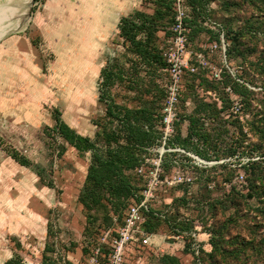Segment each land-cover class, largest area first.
Returning <instances> with one entry per match:
<instances>
[{
  "label": "rangeland",
  "instance_id": "374dc122",
  "mask_svg": "<svg viewBox=\"0 0 264 264\" xmlns=\"http://www.w3.org/2000/svg\"><path fill=\"white\" fill-rule=\"evenodd\" d=\"M94 1L0 0V264L10 257L20 258L26 264H42L48 241L55 249L49 255H64L75 264H88L89 237L105 219L93 223L79 202L90 154L79 153L53 132V111L58 108L69 125L94 137L99 130L94 120L105 115V105L98 101L101 68L109 60L125 61L126 49L117 27L119 14L97 9ZM139 1L142 10L153 13L155 0ZM225 1L211 0L209 17L213 24L228 22L240 29L246 27L248 19L255 23L256 33L243 37L245 58L239 55L228 58L219 46L212 51L211 45L219 42L206 32L190 36L189 48L194 52L204 50L211 64L217 67L226 69L227 63L234 71L232 77H239L252 90L249 106L234 89L233 94L226 91L231 104L222 112L223 119H227L228 113L233 115L232 97H238L241 112L235 120L230 117L217 127L228 142L244 134L248 148L260 146L257 127L260 119L261 127L264 126V75L256 70L255 64L264 54V14L248 5L227 8ZM13 7L16 9L7 10ZM188 7L191 15L189 4ZM165 35L166 30H160L158 44L165 46ZM227 46L226 43V49ZM141 69L146 68L141 66ZM165 71L155 72L158 85V88L152 86L155 95L166 96L169 74ZM199 71L210 77L207 69L199 68ZM194 75L184 76L178 111H191L197 95L217 101L221 107L219 97L225 94L223 90L200 82L205 76ZM143 89L131 90L127 84H121L113 88V93L117 101L138 106L142 98L151 97L143 94ZM187 125V119L179 125L182 133L186 132ZM62 146L66 151L60 157L57 153ZM10 147L27 156L33 165H39L44 179H40L34 166H24L14 160L6 151ZM262 157L255 151L252 158ZM248 159L247 155L239 154L219 160L201 159L209 170L210 180L205 186L196 179L195 163L187 159L181 171L193 181L172 187L160 184L151 205L154 212L164 213L168 219L161 218L151 243L137 254L148 264H159L158 257L165 253L178 255L182 264H201L193 248L185 252L186 245L196 243L199 249L210 251V229L223 226L227 241L244 239L248 243L247 250L239 257L227 253L226 264H239L238 259L247 264H264L261 203L264 194H260L261 199L241 197L250 188L241 167ZM229 161L237 168L228 180V170L214 166ZM165 174L171 175L173 170ZM232 187L241 193L234 200L228 194ZM261 187L263 190L264 180ZM209 197L224 204L217 202V208L208 211L203 204ZM182 221L194 226L192 235L178 232ZM50 224L53 225L51 236L48 235ZM129 253L132 260L134 251Z\"/></svg>",
  "mask_w": 264,
  "mask_h": 264
},
{
  "label": "trees",
  "instance_id": "16d2710c",
  "mask_svg": "<svg viewBox=\"0 0 264 264\" xmlns=\"http://www.w3.org/2000/svg\"><path fill=\"white\" fill-rule=\"evenodd\" d=\"M154 2L156 7L153 13L135 10L130 15L123 16L120 19L118 28L126 49L125 61L123 63L115 61L114 63L109 60L101 69L98 100L105 105V115L94 120V124L99 127L95 136L91 137L79 133L63 119L62 112L58 108L53 111L54 136L61 137L79 153L90 154L85 184L79 194V202L83 205L90 221L93 223L105 218L102 222L100 221V228L89 237L86 246L87 259L92 248L98 244L102 233L110 227L117 228L122 224L128 208L140 200L141 192L145 186V176L140 175L137 169L144 162L145 156L149 154V149L157 144L161 136V119L165 95H155V88L152 86L158 88L155 83L156 70L164 71L166 67L163 56L166 44L165 46L158 44V33L160 30H166V39L172 34L171 27L174 22L175 6L173 0H155ZM187 2L191 9V15L189 14L188 19L189 37L200 32H206L211 35L213 40L221 43L220 35L223 31L225 42L228 45L226 49L227 57L232 58L239 55L245 58L246 50L243 48V37L245 34L256 33L254 31L256 28L254 21L248 19L246 27L240 29H235L228 22L220 23L221 25L215 24V28H211L206 24V21L211 20V17H209L211 0H187ZM224 5L227 8L248 5L264 14V0H227ZM126 64H129V66H126ZM141 66H145L146 69H141ZM255 68L264 75V54L259 57ZM208 72L211 78L208 75L207 77L211 80L206 75L201 74L199 70L191 73V75L197 73L196 77L205 76L200 79V82H207L211 87L223 90L225 94L219 97L222 103L221 107L218 106L217 101H210L197 95L191 111L188 113L178 111L176 135L171 144H177L207 161L231 158L237 154L240 156L247 155L249 159L241 167L244 169L246 180L250 185L249 191L242 195L236 187H232L228 194L231 196L230 200L238 198L237 195L239 194L243 198L251 199L258 196L261 199L260 194H264V189L261 190L264 180V157L260 159L252 158L255 151L264 156V126L261 127V119L257 127L261 136L260 146L253 145L248 148V145L244 144L246 136L243 134L242 127L240 133L243 136H236L230 142L225 140L220 128L217 127V124L230 120L228 118L231 117L235 120L239 116L228 113L227 119H223L221 115L231 104L226 94V87L231 86L236 93L242 95L245 104H248V106V99L252 94V90L245 83L232 77L227 69H224L221 80L214 79L211 72L209 70ZM184 80L183 78V82ZM121 84H127L131 90L144 88L143 94H150L151 97L142 98L138 106L119 102L113 93V88ZM182 84L184 87V83ZM185 119L188 120V125L186 132L182 133L179 125ZM236 121L240 122L239 119ZM6 151L21 165L34 166L40 179H44L43 169L39 165H33L27 156L11 147L6 148ZM65 151V147L62 146L57 155L61 157ZM175 155V153L166 155L164 160L165 172L173 169L171 160ZM188 159L190 158L188 157ZM233 164L230 161L223 162L214 166V168L228 170L226 178L229 180L234 176L235 168H237V166L232 167ZM193 166L197 172L196 179L202 186L207 185L210 180L207 174L209 170L204 165L193 164ZM179 185H187V183H180L177 186ZM217 202L224 204L222 201H216V199L209 197L206 203L203 204V208L208 211L214 210L217 208ZM261 203L264 213V198ZM161 218L162 220L168 219L165 214L164 217H160L154 211L147 213L144 223L145 229L150 233H154ZM179 227L178 232L183 231V233L192 235L194 229L192 224L182 221V225H179ZM52 228L53 225L50 224L48 227L49 236L53 235ZM223 230V226L210 229L209 242L211 250L206 251L200 248L197 256L198 263L226 264L225 255L227 253L239 257L242 252L247 250L248 243L244 239H235L229 242L224 238ZM250 244H253V242H250ZM230 245L232 247H229ZM145 246L135 247L136 252L141 253L140 249ZM191 250L192 244L188 243L185 252L189 253ZM54 251V245L50 241L46 242L42 264H74L64 255L56 257L49 255L50 252ZM109 253L110 245L108 243L102 244L99 256L100 264H107ZM134 257H132L133 264L142 256L135 254ZM158 262L159 264H182L178 255L170 253L161 254L158 257ZM238 262L239 264H247L240 259H238ZM5 264L21 263L19 259L12 258Z\"/></svg>",
  "mask_w": 264,
  "mask_h": 264
},
{
  "label": "built area",
  "instance_id": "2783aa9c",
  "mask_svg": "<svg viewBox=\"0 0 264 264\" xmlns=\"http://www.w3.org/2000/svg\"><path fill=\"white\" fill-rule=\"evenodd\" d=\"M175 6L174 22L172 24V34L166 39V46L163 56L166 61L165 70L169 74L167 83L166 96L162 109V132L156 145L149 149V154L145 156L144 162L139 166L137 172L145 176V186L141 192V198L132 204L125 215L124 221L117 228L110 227L106 229L97 245H95L89 256L88 264H100L99 256L101 254V245L108 243L110 245V253L107 264H133L130 259V253L137 246H145L152 241L153 233L148 232L144 223L146 214L153 211L151 201L155 199V192L160 184H167L169 187L180 183H191L192 177L185 175L182 170V165L190 161L204 165L199 156L187 151L181 146L172 145V139L176 135V121L178 120V106L183 87V78L186 73H195L199 68L208 69L212 77L216 80H221L224 67H217L211 64L209 56L204 50L192 51L189 48V33L188 25L189 7L187 0H173ZM206 24L211 28H215V24L211 20L206 21ZM221 43H214L211 49L222 47L224 55L226 51V43L224 33L221 32ZM225 68L234 75V71L226 63ZM239 82H243L239 77L236 78ZM226 91L233 94L231 86L226 87ZM233 104L231 112L238 115L241 112V103L237 96L232 97ZM175 153L172 157L171 164L173 165V174H165L164 160L167 154ZM181 157H184L182 159ZM207 161V160H206ZM243 178V176H241ZM160 217H164V213L154 212ZM115 231V233H114ZM192 248L198 254L199 245L192 244ZM135 264H148L141 257L137 259Z\"/></svg>",
  "mask_w": 264,
  "mask_h": 264
},
{
  "label": "crops",
  "instance_id": "0c3cea01",
  "mask_svg": "<svg viewBox=\"0 0 264 264\" xmlns=\"http://www.w3.org/2000/svg\"><path fill=\"white\" fill-rule=\"evenodd\" d=\"M95 5L97 9H101L103 11H115L119 14L118 17V24L120 22L121 17L123 16H128L131 13H133L135 10H142V6H140V1L139 0H95ZM15 10L16 8H10L7 10ZM101 16V15H100ZM102 18H104V15H102ZM118 27V25H117ZM119 29V28H118ZM105 66V65H104ZM103 66V67H104ZM102 67V68H103ZM101 68V69H102ZM101 72V71H100ZM99 101V100H98ZM100 102V101H99ZM102 103V102H100ZM71 126V125H70ZM72 127V126H71ZM74 128V127H73ZM80 133V132H79ZM82 134V133H81ZM84 135V134H83ZM155 235V234H153ZM45 248V247H44ZM134 255L137 254L136 248L133 250ZM15 258V257H10L8 260ZM142 258V257H141ZM68 259V258H67ZM143 259V258H142ZM7 260V261H8ZM21 264H26L22 259H20ZM70 260V259H69ZM6 261V262H7ZM5 262V263H6ZM4 263V264H5ZM75 264V263H74Z\"/></svg>",
  "mask_w": 264,
  "mask_h": 264
}]
</instances>
